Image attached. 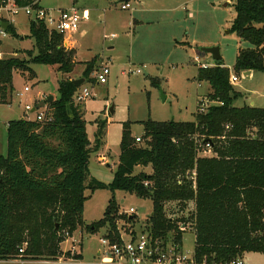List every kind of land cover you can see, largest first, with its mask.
Wrapping results in <instances>:
<instances>
[{
	"label": "trees",
	"instance_id": "16d2710c",
	"mask_svg": "<svg viewBox=\"0 0 264 264\" xmlns=\"http://www.w3.org/2000/svg\"><path fill=\"white\" fill-rule=\"evenodd\" d=\"M9 1L39 8L41 0ZM234 7L232 29L251 45L239 50L234 71H264V0H236ZM2 21L7 19L0 17V28ZM6 31L19 37L11 22ZM30 36L33 49L0 58V104L8 103L16 73L36 77L33 64L69 75L78 63L75 49H67L63 35L44 21L31 20ZM93 69L88 62L84 77ZM231 75L223 60L198 68V80L211 88L206 98L215 104L204 112L198 106L193 121L149 119L140 142L125 123L110 183L92 178L89 168L91 154L103 144L105 122H98L92 145L83 108L74 102L76 79L59 80V96L49 104L47 120L24 117L7 125V151L0 153V260L17 257L25 243L23 258L56 259L63 254L64 231L74 234L83 226L91 233L106 228L105 236L121 241L122 228L138 218L120 210L116 191L152 201L142 232L154 239L182 247L181 224L189 225L200 261L264 253V107L235 106L242 93ZM206 149L210 155L202 154ZM86 189L112 192L104 217L87 226Z\"/></svg>",
	"mask_w": 264,
	"mask_h": 264
},
{
	"label": "rangeland",
	"instance_id": "374dc122",
	"mask_svg": "<svg viewBox=\"0 0 264 264\" xmlns=\"http://www.w3.org/2000/svg\"><path fill=\"white\" fill-rule=\"evenodd\" d=\"M132 5L122 9L121 0H41L40 4L53 10L69 7L73 3L90 12V20L82 21L76 41L78 63L69 75L56 71L46 64H33L36 77L30 79L19 73L14 77V90L8 103L0 104V153L7 151V125L10 120L35 119V112L25 109L27 104L37 107L50 96H59V80L85 78L84 85L92 92V98L79 105L86 119L88 138L95 143L98 122H105L106 135L100 149L91 154L90 175L104 183H110L119 162L120 143L124 124L129 123L133 136L142 137L144 122L193 121L201 101L209 105L215 102L206 98L211 91L208 82L199 81L196 58L211 65L216 60L204 49L219 47L225 66L239 77L234 83L242 96L235 106L251 105L264 107V71H253L248 78L244 72L234 71L239 50L251 47L232 29L236 0H128ZM226 4V5H225ZM0 17L14 19L19 37L8 33L0 37L2 58L24 55L22 51L34 48L31 38V20L24 11L17 15L0 10ZM115 34V38H111ZM64 42V40H63ZM75 44V43H74ZM64 45L75 49V45ZM20 52V53H19ZM88 62L94 65L92 74L84 77ZM108 64V82L100 84L96 77ZM141 69V73L135 71ZM156 81V82H155ZM25 87L29 91H25ZM19 93V94H18ZM22 93V94H20ZM49 109V104L43 110ZM113 108L112 113L110 109ZM202 154L210 155V150ZM141 169V168H140ZM140 169H137L139 171ZM151 172V168H146ZM83 218L85 226L104 217L107 204L112 197L108 189L93 192L86 189ZM115 197L122 212L135 208L137 221L122 228V232L136 236L142 232L153 211L150 199L135 194L116 191ZM127 224V223H126ZM106 228L91 233L84 226L74 233L81 239L83 261L95 260L100 248V237ZM62 251L69 250V243L61 244ZM184 250L195 249L193 229L184 233ZM247 264H264V253H245ZM34 264V263H33Z\"/></svg>",
	"mask_w": 264,
	"mask_h": 264
},
{
	"label": "built area",
	"instance_id": "2783aa9c",
	"mask_svg": "<svg viewBox=\"0 0 264 264\" xmlns=\"http://www.w3.org/2000/svg\"><path fill=\"white\" fill-rule=\"evenodd\" d=\"M131 7L132 5L129 1L123 2L121 6L123 10ZM0 10L12 15H17L24 11L29 17L44 21L50 31L63 35L65 45L69 44V46L73 45L74 35L78 33L81 22L90 20V12L87 9H80L73 4L69 7L56 9L55 14L53 10H47L41 6L39 8H35L33 5L21 7L14 1L8 0L5 1V4L0 6ZM6 36H8L7 31L0 28V37ZM115 37L116 35L112 34L111 38ZM0 58H2V53H0ZM196 61L201 68L207 69L214 66L207 62H202L198 57ZM135 72L141 73L142 70L138 69ZM109 74V65L105 64L102 67V71L97 74V82L100 84L107 83ZM237 81H239V77L232 74L231 82L234 84ZM25 91H29V88L25 87ZM92 96V92L89 90L88 86L83 84L78 88L74 96V102L76 104H81L92 98ZM209 106V101L207 99L201 101L199 104V112L206 111ZM25 109L31 112L34 107L27 104ZM46 114V110L38 109L36 120H47ZM136 139L138 142L142 141L140 136H137ZM209 147L210 146L207 145V148ZM135 213L136 210L133 207L126 212L128 215H133ZM181 230L186 232L191 230V228L189 225L182 223ZM81 239H77L74 234L64 231L63 242L69 243V250L63 251V254L56 259L47 260L23 258L22 254L24 252V247L27 245V243H25L24 246L20 248V254L17 257L0 260V264H247L243 256H239L227 262H209L206 258L200 261L196 256L195 249L192 253L185 251L183 245L181 247L180 244H176L173 240L165 243L162 239H154L148 232H140L136 236H128L126 231L121 233V241H112L110 237L105 236V234L102 235V237H100L101 247L97 248L95 252V260L87 263L83 261L84 255L80 245ZM79 254L82 256L81 258L77 257Z\"/></svg>",
	"mask_w": 264,
	"mask_h": 264
},
{
	"label": "water",
	"instance_id": "95a60500",
	"mask_svg": "<svg viewBox=\"0 0 264 264\" xmlns=\"http://www.w3.org/2000/svg\"><path fill=\"white\" fill-rule=\"evenodd\" d=\"M121 1L122 2H126L128 0H121ZM9 24L10 23L8 21H2L1 22V28L4 29V30H7ZM204 50L207 53H210L216 61L223 60V57L221 55V52H220V48L219 47H216V46L215 47H209V48H205ZM251 73H252L251 70L245 71L244 72V75L249 78L251 76ZM85 82H86V79L85 78H80V79H76L74 81V84H75V86L77 88H80ZM53 101H54V97L53 96H50L49 98L46 99V101L41 102L37 107H35L33 109V112H35L37 109L44 108L46 105L50 104ZM110 111L113 113L114 112L113 108H111ZM58 228H59V225L57 224L56 225V229H58Z\"/></svg>",
	"mask_w": 264,
	"mask_h": 264
},
{
	"label": "crops",
	"instance_id": "0c3cea01",
	"mask_svg": "<svg viewBox=\"0 0 264 264\" xmlns=\"http://www.w3.org/2000/svg\"><path fill=\"white\" fill-rule=\"evenodd\" d=\"M73 5H76V4L73 3ZM40 6L43 7V8H45V7H44L43 5H41V4H40ZM45 9L50 10L49 8H45ZM7 19H8L7 21H10L11 23L14 24V19H9V18H7ZM10 22H9V23H10ZM15 28H16V27H15ZM16 30H17V28H16ZM74 36H75V35H74ZM0 39H1V38H0ZM73 39H74V38H73ZM74 43H75V44H74ZM74 43H73V44L75 45L74 47L76 48V50H75V51H76V57H75L76 60H75V61L78 62V59H77V47H76V41H75ZM252 73H253V71H252ZM252 73H251V74H252ZM18 94H19V93H18ZM45 110H47V108H46ZM31 112H33V109H32ZM28 119H30V118H28ZM35 119H36V117H35ZM136 137H137V136H136ZM148 172H149V171H148Z\"/></svg>",
	"mask_w": 264,
	"mask_h": 264
}]
</instances>
